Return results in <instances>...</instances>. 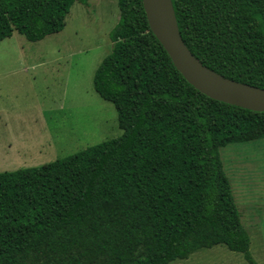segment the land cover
Instances as JSON below:
<instances>
[{
  "label": "trees",
  "instance_id": "trees-1",
  "mask_svg": "<svg viewBox=\"0 0 264 264\" xmlns=\"http://www.w3.org/2000/svg\"><path fill=\"white\" fill-rule=\"evenodd\" d=\"M87 0H0V42L61 32ZM206 68L264 90V0H171ZM93 90L121 136L48 164L0 173V264H169L223 246L249 253L219 150L264 140V113L191 87L151 33L142 0H117Z\"/></svg>",
  "mask_w": 264,
  "mask_h": 264
},
{
  "label": "rangeland",
  "instance_id": "rangeland-1",
  "mask_svg": "<svg viewBox=\"0 0 264 264\" xmlns=\"http://www.w3.org/2000/svg\"><path fill=\"white\" fill-rule=\"evenodd\" d=\"M73 4L61 32L0 42V173L39 167L121 136L116 111L93 90L110 53L117 0ZM249 253L264 264V140L219 150ZM169 264H248L223 246Z\"/></svg>",
  "mask_w": 264,
  "mask_h": 264
},
{
  "label": "water",
  "instance_id": "water-1",
  "mask_svg": "<svg viewBox=\"0 0 264 264\" xmlns=\"http://www.w3.org/2000/svg\"><path fill=\"white\" fill-rule=\"evenodd\" d=\"M142 6L151 33L191 87L213 101L264 113V90L227 80L190 53L180 36L171 0H142Z\"/></svg>",
  "mask_w": 264,
  "mask_h": 264
}]
</instances>
